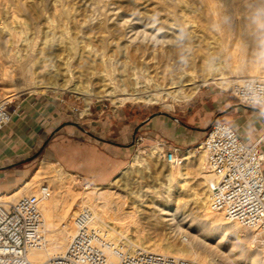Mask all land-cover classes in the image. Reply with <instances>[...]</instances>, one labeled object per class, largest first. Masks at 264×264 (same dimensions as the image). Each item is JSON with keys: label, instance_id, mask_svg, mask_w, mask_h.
<instances>
[{"label": "bare ground", "instance_id": "obj_1", "mask_svg": "<svg viewBox=\"0 0 264 264\" xmlns=\"http://www.w3.org/2000/svg\"><path fill=\"white\" fill-rule=\"evenodd\" d=\"M16 1L23 7L25 13H29L28 15H30V13L32 14L31 11L38 14L43 13L38 7L39 1L48 4L47 0ZM113 1L116 4L122 2L125 3V5H133L136 7H146L151 3V0ZM156 1H163L169 5L167 9L171 14V17L168 16L170 18H165L163 21L159 22H156L157 20L144 19L141 17L131 19L125 15L126 12L122 13L119 18L118 15L112 18L108 16L72 18L66 12L63 18L53 20L48 18L45 9L44 13L46 15H44V17H46L48 29L40 31L39 25L37 24L35 26V30L40 31L42 37L40 41L41 46L37 49L40 50L43 45L47 44L55 52L45 59L47 63L38 65L39 69L32 76L33 81L31 87H50L56 90L80 94L86 99V103L89 102V98L92 95L101 98H113L114 101H147L156 103L168 97L175 101L189 99L201 85L207 82H213L223 88L229 83L237 81L240 77H264V65L260 67L256 63L245 64L242 61L245 65L240 64L241 62H235L236 64L233 65L235 70H232L234 71L232 77H234V80H227L231 76L225 75L223 70H221V64L215 60V53L218 47L212 37L215 35L211 33L212 27L207 24L208 20L205 21L202 15L197 17L196 22L193 18V21L187 19L186 11L189 7V0ZM204 1H206L209 7L214 8V13H217L219 8L216 7L219 5L217 4L219 0ZM235 1L237 0H225V4L226 6H232L236 4ZM109 9V7L103 5L95 10L106 12ZM220 9L222 10V8ZM237 10V12L236 10L234 11L238 16H236L238 28H236V30L239 31L240 27L243 25L244 33L248 39L247 43H250L251 46V44L255 45L260 42L262 46H264V5L259 7V12L255 10V13L258 14L257 16L253 13L251 14L255 16L252 17V19L247 18L246 9H241V11H239L240 9ZM206 12H208V10ZM259 17H261V19ZM217 18H221V21L217 22ZM217 18L214 20L215 23H212H214V26H217L216 28H222L220 32L218 29L215 31L216 34L217 30L221 34V30L224 28L225 15H220ZM226 23L227 21L225 25ZM1 27L0 25V28ZM225 28V30L228 31L227 27ZM3 32H5V30ZM47 32L52 33L50 38H47ZM214 37L217 39L216 36ZM113 38H116V40ZM242 40L244 41V39ZM217 42L220 44L219 41ZM29 44L31 43H28V45ZM240 44H242L241 41ZM241 46L243 50H247L246 47L248 44H242ZM242 48L241 51H243ZM218 49H220V47ZM108 51L117 52L118 57L115 59L110 58L111 56L109 57L107 54ZM148 54L155 55V59L153 60L149 57L151 60L150 64L147 61ZM239 54L241 55L240 52ZM243 55L245 54L243 53L242 56ZM236 57L238 56L236 55ZM237 59L238 58H236V60ZM262 61H264V58H262ZM129 62L132 64L139 63L140 66H145V74L141 72L146 76V82L143 85L138 86V83L142 82L139 81L138 75H134V77L131 78L126 74L128 71L123 72L125 66H127ZM115 66H117L118 69L119 67L121 68L119 69V74L114 72ZM50 78L55 79L50 85L43 82ZM58 80L59 82H57ZM83 82L85 84H83ZM146 84L149 86H146ZM88 85L91 86L92 90L94 88L99 89L95 92H91V89H88ZM19 91L22 90L15 88L8 96L12 97ZM87 107L86 104L85 110H82L81 113L86 111ZM152 147L153 148H151L146 156L152 157L155 154L157 157H160V145ZM189 153V151L183 153L182 164L169 165L167 167L163 175V180L157 181L138 191L131 190L129 188L131 185L128 186L129 184L124 187L121 185L124 188V193H126L124 195L96 185L91 187L88 185L85 186L84 191H82L83 193L80 194V191L78 192L70 187L69 183L71 180L69 182V174L62 177L60 167L55 168V165L51 162L40 161L37 168L20 187L16 190L14 189V192L11 194L5 193L7 196L4 194L7 198L6 201H12V199H15L19 194L22 196L29 193L35 194L40 184L37 190H35L34 187L41 178H48L49 183L55 185V187L50 190V196L40 202V212L43 220L42 235L45 244L41 248L30 250L27 253L28 260L32 264H49L51 257L57 256L64 251L73 233V223L68 218V215L70 214L72 203L75 199L79 198L77 208L88 209L92 214L90 227L101 232L107 239L114 243L122 241L127 250L131 253L148 251L190 259L198 264H214L205 251L202 249L198 250L197 244L199 242L204 244L202 237L200 238L197 232L194 234L191 231L193 229L198 231L204 228L206 233L212 231L213 233L230 234L236 238L237 245L240 247V252H244L245 256H248L247 262L243 264H264V252L261 253L258 249H246L249 251L248 253V251L243 249L244 242L250 237H253V240L256 239L255 232L234 221L225 219L221 212L209 209V196L206 185L209 174L207 171L205 172L200 169L201 166L199 165V161H201V158L197 159L198 162L190 160L192 156ZM148 157L146 159L139 155H133L130 161L131 168L137 169V167H142L148 169ZM189 162L197 166L195 174L200 175L199 178L202 179V181L198 183H204L206 185L205 190L190 187L189 179H192V177L188 170ZM47 186L50 187L49 185ZM184 197L185 199H183ZM156 198H160L161 201L157 202ZM174 199L176 200V204L173 203ZM126 200L133 204L132 206L136 208L135 211L140 214V219L146 220V222H150L156 217L153 211L147 214L144 207L148 206L147 202L156 205L158 214L160 215L158 218H160V220L158 223L154 222L153 226L155 227L156 223L157 225L161 223L165 226H169V228L172 227L178 230L179 233L184 232L187 235L185 241H182V239H174L166 242L156 241L145 243L141 240H129L126 234L128 230L127 225H137L138 223L134 217V211H125L123 206ZM190 205L196 210L197 221L193 226L188 225L183 228V223L179 218L183 213V210H180V206ZM173 208H175L174 211ZM73 210L72 215H75L77 209ZM108 220L111 225L108 224ZM138 225L131 230L137 237L136 239H140V236H142V227L140 228ZM205 236L206 234L204 237Z\"/></svg>", "mask_w": 264, "mask_h": 264}, {"label": "rangeland", "instance_id": "obj_2", "mask_svg": "<svg viewBox=\"0 0 264 264\" xmlns=\"http://www.w3.org/2000/svg\"><path fill=\"white\" fill-rule=\"evenodd\" d=\"M85 1L86 0H82V1L80 0H63V1L47 0L48 4H45L39 1L38 7L41 9L43 13L38 14L36 12L33 13V11H31L32 14L30 13L31 15L30 16L28 15L29 13H25V11L23 10V7L19 3H17L16 0L15 1L0 0V23H1L0 25L2 26L0 28V100H7L8 102H10L9 103L10 109H13L14 107H19L20 110L22 111L23 102L29 99L33 101L35 100L43 101V102H46L47 104H50L52 107H54L57 113L63 114L64 116L63 122H66V121L75 122L79 124L81 127L88 130L90 133L99 134L98 132L95 131V129L92 126H85L83 124L78 123L77 121L81 120L85 122V120L88 118L97 119L98 116L116 113L117 111L119 112V110H122L125 113V116L127 117V119L133 120L134 122L137 123L136 126H138L141 121H143L144 119H146L149 115L153 113L163 112L165 114H170V115L171 114L172 115L181 114L182 109L186 106V104L190 103L193 100V98H195V96L199 94V92L202 90H207L208 92H211L213 95H224L228 99H231V100L234 99L232 95L230 94V86L232 82L223 88L219 85H216L213 82H207L201 85L198 88V90L189 99L175 101L172 98L168 97L156 103H150L147 101H122V100L114 101L113 98H109V97L101 98V97H97L96 95H92L90 97L91 99L89 98V102L86 103V99L80 94H75L69 91L56 90L50 87H38V88L31 87V83L33 81L32 76L39 69L38 65H40L41 63H47V60L45 59L51 56L52 53L55 52L47 44L43 45L42 49L40 50L37 49L39 48V46H41L40 41L42 40V37H41L40 31L41 30L44 31L48 29L47 23H46V17H44V15L47 14L48 18L53 19V20L58 19V18H63L66 12L72 18L104 17V16H108L112 18V17H117V15L119 18L121 17L122 13L126 12L125 15L128 18L136 19V18L141 17L144 19L157 20L156 22L163 21L165 18L168 19L171 17V14L169 13L167 9L169 5H167V3L163 1L159 2L156 0H151L150 4L153 6L149 4L146 7H140V6L136 7V6L127 5V4L125 5V3H122V2L116 4L113 0H87L86 2ZM188 2H189V7H188V10L186 11L187 19L190 21L191 20L193 21V19H195L194 21L196 22L197 17L199 15H202L205 18V21L208 20L207 24L212 27L211 33L212 34L214 33L215 35L214 34L213 35L217 37V39H215V37L212 36L213 40L215 41L217 47L218 48L220 47V49L217 48V51L215 53V58H216L215 60L221 64L222 66L221 70H223L225 75L227 74V76H231L227 80H234V77H232L234 74V71L232 70L234 69L233 65L236 63L241 62L240 64H243V65L248 64V63H256L260 67L264 65V61H262V58H264V48L262 47L264 46H262L260 42L256 43L255 45L251 44V46H250V43H247L248 39L244 33V26L242 25L240 27L239 29L240 32L236 30L237 28L236 16L237 15L234 12L235 10L237 12L238 11L237 9H240L239 11H241V9L242 10L246 9L247 18L252 19V17H255L258 15L255 13V10H258L259 12V7L261 5H264V0H258V1L257 0L255 1L254 0H244V1L237 0L235 1L236 7L235 5L226 6L225 0H219L217 2V4L219 5L218 7H216V8H219L220 10V11L219 10L217 11L218 14L214 13L215 12L214 8L209 7L206 1L204 0H189ZM258 3H259V6H258ZM103 5H106L110 9L106 12H99L95 10L96 8L101 7ZM220 8H222V10ZM45 9H46V14L44 13ZM207 10L208 12H206ZM252 13L255 16L254 15L252 16L251 15ZM61 14H62V17H61ZM212 15H214L215 17ZM216 15L218 16L225 15V22L227 21L226 25H225V22L223 21L224 31L221 30L222 35L219 33L220 29L222 28L220 27L216 28L217 26L213 25L215 23L214 20H216V18L218 17ZM259 18L261 19V17ZM218 21L220 22L221 18H217V22ZM37 24L39 25L40 31L35 30L36 29L35 26ZM225 27H227L228 31L225 30L226 29ZM216 29L219 30V32L217 30V34L215 32ZM4 30L5 32H3ZM47 33H48L47 38H50L52 36V33H49V32ZM236 33H237V36H236ZM113 39L116 40V38H113ZM242 39H244V41ZM217 41H219L220 44ZM240 41L242 44H248V46L246 47L247 50L245 49L243 50L241 46L242 44H240ZM28 43H31V44L28 45ZM241 48L244 52L241 51ZM110 52L111 51L107 52L108 56L109 57L111 56L110 58L115 59L118 57L117 52H111V53ZM239 52L241 53V55L239 54ZM243 53L245 55L242 56ZM236 55L238 57H236ZM154 56L155 55L148 54L147 61L149 62V64L151 63L150 62L151 60L155 59ZM149 57L151 58V60ZM234 57L238 58L237 59L238 61ZM242 61L245 64L242 63ZM115 67H116L115 68L116 70L114 69V72H117V74H119L120 72L119 69L121 68L119 67L118 69L117 66ZM77 69H81V68H77ZM126 71L130 73L129 74L127 72L126 74L131 78L134 77V75H138L139 81L140 82L142 81L141 83H138V86H141L146 82L145 81L146 76L144 75L145 74L144 65L140 66L139 63L132 64L131 62H129L128 65L125 66V69L123 72H126ZM141 72L144 74H142ZM54 80L55 79L50 78L48 80H44L43 82H46L47 85H50V83H52ZM57 82H59V80ZM83 84L85 83L83 82ZM146 86H149V85L146 84ZM13 88L14 89L19 88L22 91H19L12 97H9L8 95H10L11 92H13L14 90ZM89 88L91 89L90 85H88V89ZM98 89L99 88L97 89L94 88L93 90L91 89L90 91L95 92ZM86 104L88 106L87 110L81 113L82 110H85ZM177 119H180V118H177ZM219 120H222V119H219ZM83 138L89 140L91 144L95 143V141L89 138L88 135L84 134L83 132H78L73 127L70 128V131H66V130L59 131V132L58 130L53 131L49 136H47L46 140L42 143L37 155L39 154L40 151L43 150L44 147L48 146V144H51V146H54V148H56V152H55L56 158L54 160L53 159L50 160V159H44L42 157L38 158L35 156L28 161H23L22 163L28 162L27 165L21 167V171L17 172L15 177L14 176L11 177L10 179L11 184H9L7 188L0 190V196H1L0 202L12 203L22 196L21 194H19L15 197V199H12V201H6L7 194L5 193L11 194L12 192H14L13 191L14 189L16 190L18 187H20L30 177L36 164L42 159L43 161L53 163L55 165L54 166L55 168L60 167V170H61L60 173L62 177H65L67 174H69L70 175L69 182L71 180V182L69 183L70 187L72 189H75L78 192L80 191L79 192L80 194L83 193L82 191H84L85 186L88 185L91 187L93 185H96V186H101L104 189H108V190L110 189V191L119 193L120 195H124L126 194L124 193V188H123L125 185L129 184L128 186L131 185L129 187L131 190L138 191V190L145 188L146 186H150L154 184L155 182L164 179L163 175L167 167L169 166V164H166L165 162H163L160 159V157L159 156L157 157V155L155 154L152 157L146 156L150 152L151 148H153L152 146H156L155 143L145 144L137 148H133L131 150H128L125 152H119V153H117L114 150H111L109 147L107 148L105 145H100L101 151L99 149L94 150L92 146L87 145L88 148L86 149L91 148L90 150L91 153L89 152V150H87V153L91 155L90 162H89L90 164L88 163L89 164L88 168H90V165L93 166V164L97 162L98 160L97 155H101L102 172L98 174L97 176L93 174H91V176L84 175L83 172H79L77 170L79 160H77V157H76L78 153L79 145L82 147V149H84L83 143L81 144V141H80ZM202 138H203V134H200V138L197 140V142L194 143L192 147H190L189 154L192 156L190 160H193V161L195 160L196 162H198L197 159L201 158V161H199L200 162L199 165L201 166L200 169L206 172L203 152L199 149L197 150L193 149V147L197 145L202 140ZM72 151H74L75 154ZM35 153L36 152L31 151L28 157L32 156ZM133 155H139L146 159L148 157L149 168L144 169L142 167L141 168L137 167L136 169L132 167L133 168L132 170L130 166V161ZM196 167L197 166L194 163H190V162L188 163V170L190 172V176L192 177V179H189L190 187L196 188V189L200 188L201 190L202 189L205 190L207 184L205 185L204 183H198L202 181V179L199 178L200 175L195 174ZM43 183L46 185H49L50 190L53 189V187H55L53 183H49L48 178L46 179L41 178L37 182V185H35L34 189L37 190L39 184L41 185ZM29 194H32V193H29ZM156 199H157V202L161 201L160 198H156ZM183 199H185V197ZM78 202H79V198L75 199L74 202L72 203V206L70 209L71 215L70 214L68 215V218L70 219V221H72V218L74 216L72 215L74 211L73 209H77V211L79 210L77 208ZM173 203L176 204L175 199L173 200ZM132 205L133 204H131L129 201L126 200L123 207L125 211H134V217L136 219V222L139 224L137 225L140 228L142 227L141 228L142 236H140L141 237L140 239L139 238L136 239L137 237L134 235L133 231L131 230H133V228L136 227L137 225L129 224L127 225L128 230L126 229L127 230L126 234L129 237V240H139V241L141 240L145 243L156 242V241L166 242V241L174 240V239L175 240L182 239V241H185V238L187 235L184 232L179 233L178 230L172 227L169 228V226L167 225L165 226L164 224H161V223L157 225L158 221L160 220V218H158L160 215L158 214L156 205H153V204H150V202H147V205L149 207L148 206L144 207V209L147 211V214H149V212L151 211L155 213L156 218L151 220L150 222H146V220H141L140 214H138L135 211L136 208L133 207ZM180 208H181L180 210H183V213L181 212L182 215L179 216V218L181 219V222L183 223V228L187 227L188 225L193 226L194 223L197 221L196 219L197 213H196L195 208L192 205L183 206V207L180 206ZM154 222H157L155 227L153 226ZM108 224L111 225L109 223V220H108ZM191 231L194 234L197 232L198 236H200V238L202 237V239L204 240V244L199 242L197 244L198 250L202 249L203 251H205L208 257L212 259L214 264H243L247 262L248 256H245L244 252L243 253L240 252V247L237 245V239L234 238L232 235L224 234V233H215V232L213 233L212 231L210 232L208 231L209 233H206L205 232L206 230L204 228L199 229L198 231L196 229H193ZM205 234L206 236L204 237ZM252 238L253 237H250L247 241L244 242L245 248L243 247V249L244 250L258 249L261 251V253L264 252V248H262V246H260L256 242V240H253ZM121 240H124V239H121ZM120 243H122V241Z\"/></svg>", "mask_w": 264, "mask_h": 264}, {"label": "built area", "instance_id": "obj_3", "mask_svg": "<svg viewBox=\"0 0 264 264\" xmlns=\"http://www.w3.org/2000/svg\"><path fill=\"white\" fill-rule=\"evenodd\" d=\"M230 94L239 103L264 110V77H240L230 86ZM7 100H0V129L10 120L12 112ZM260 140L245 141L236 129L222 120H214L202 140L193 147L204 155L208 206L229 220L254 231L256 242L264 248V150ZM160 159L169 165L183 163L178 146L164 149ZM50 196V189L41 184L35 194L16 201L0 202V264H32L27 253L45 244L40 202ZM92 214L79 209L73 216V233L62 253L49 264H198L193 260L154 252L127 250L123 243H114L92 229Z\"/></svg>", "mask_w": 264, "mask_h": 264}, {"label": "crops", "instance_id": "obj_4", "mask_svg": "<svg viewBox=\"0 0 264 264\" xmlns=\"http://www.w3.org/2000/svg\"><path fill=\"white\" fill-rule=\"evenodd\" d=\"M238 104L241 103L235 99L231 100L224 95H213L207 90H202L186 104L181 114L149 115L140 122L133 140L137 123L128 120L122 110L98 116L97 119L88 118L85 120L86 123L78 120V123L92 126L99 133L89 135L73 125V122H63V114L57 113L50 104L39 100H25L22 111L20 110L18 114L12 112L9 122L0 129V190L11 184V177H15L16 173L21 171V167L28 163H22V160L28 157L31 151L38 152L47 136L55 130L70 131L71 127L88 135L96 143L91 144L84 138L80 140L84 149L79 145L76 156L79 160L77 170L86 176L91 174L97 176L102 172L101 155H97V162L88 168L91 155L87 150L91 153V148L86 149L87 145L100 151V145H105L117 153L153 143L161 144L164 149L174 145L184 150L192 147L200 138V134L204 136L205 130L215 118L233 126L240 138L245 141L261 139L260 145L264 150V113L249 109L252 106ZM171 117L180 118L178 119L180 122L174 121ZM55 152L56 148L48 144L36 157L54 160Z\"/></svg>", "mask_w": 264, "mask_h": 264}, {"label": "water", "instance_id": "obj_5", "mask_svg": "<svg viewBox=\"0 0 264 264\" xmlns=\"http://www.w3.org/2000/svg\"><path fill=\"white\" fill-rule=\"evenodd\" d=\"M238 105H241V104H238ZM249 109H253V110H255V111H259V112H261V113H264V110H261V109H259V108H255V107H249ZM158 114H165V113H163V112H158ZM174 121H177V122H180L177 118H175V117H171ZM216 119V118H215ZM214 119V120H215ZM213 120V121H214ZM212 121V122H213ZM73 125H75V126H77L79 129H81L82 131H84L85 133H87V134H89V135H91V133L88 131V130H86L85 128H83V127H81L79 124H77V123H72ZM140 126V124L134 129V132H133V140H134V136H135V133H136V131H137V129H138V127ZM133 140H132V143H133ZM37 153L38 152H36L35 154H33L32 156H30V157H27V158H25L24 160H22V162L23 161H28V160H30V159H32L33 157H35L36 155H37Z\"/></svg>", "mask_w": 264, "mask_h": 264}, {"label": "snow or ice", "instance_id": "obj_6", "mask_svg": "<svg viewBox=\"0 0 264 264\" xmlns=\"http://www.w3.org/2000/svg\"><path fill=\"white\" fill-rule=\"evenodd\" d=\"M175 210V208H173V211ZM194 227H197V226H194Z\"/></svg>", "mask_w": 264, "mask_h": 264}]
</instances>
